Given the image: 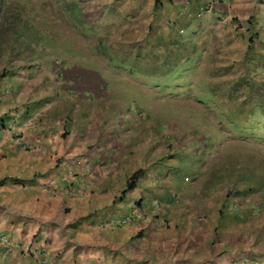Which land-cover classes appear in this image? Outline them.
<instances>
[{
	"label": "rangeland",
	"instance_id": "374dc122",
	"mask_svg": "<svg viewBox=\"0 0 264 264\" xmlns=\"http://www.w3.org/2000/svg\"><path fill=\"white\" fill-rule=\"evenodd\" d=\"M135 1L0 0V76L69 59L97 69L103 90L86 104L107 129L127 125L124 164L143 171L149 229L186 237L171 241V264H264V48L259 61L212 46L196 65L183 48L172 66L141 64ZM171 68V80H121Z\"/></svg>",
	"mask_w": 264,
	"mask_h": 264
},
{
	"label": "crops",
	"instance_id": "0c3cea01",
	"mask_svg": "<svg viewBox=\"0 0 264 264\" xmlns=\"http://www.w3.org/2000/svg\"><path fill=\"white\" fill-rule=\"evenodd\" d=\"M207 1H135L141 16V64L157 66L167 56L166 67L170 66L183 48L196 65L208 57L212 46L224 60L227 50L233 51V60L263 58L258 52L264 47L257 48L263 42L255 34H264V0L218 1L204 14L201 7ZM222 15L229 17L227 25L222 24ZM138 71L121 80L141 82L146 75L159 82L172 78V68ZM101 78L97 69L72 59L56 67L27 65L0 76V239L5 236L9 242L0 243V264H171V241L186 244L185 236L170 240L166 232L149 229L142 237L138 226L106 223L127 214L135 200L141 205L143 185L140 178L123 194L136 171L124 164L128 155L122 131L127 125L115 122L120 128L111 123L107 129L86 104L103 90L97 89ZM121 94L125 97L124 91ZM79 155L96 176L90 181L75 171V181L84 189L81 194L45 186L73 179L75 173L60 163L64 156ZM162 251L168 252L165 260L159 255Z\"/></svg>",
	"mask_w": 264,
	"mask_h": 264
},
{
	"label": "built area",
	"instance_id": "2783aa9c",
	"mask_svg": "<svg viewBox=\"0 0 264 264\" xmlns=\"http://www.w3.org/2000/svg\"><path fill=\"white\" fill-rule=\"evenodd\" d=\"M220 0H208L207 2H205V4L202 6V10L203 11H210L212 10L214 3L218 2ZM225 3H229L231 0H223ZM223 16V21L227 22L228 21V16L227 15H222ZM60 166H62L64 169L66 170H70L75 166H78V168L82 167V160L81 159H75V160H70L68 158H64L61 163ZM82 171H88L87 167H82ZM73 171H71L72 173ZM56 184V181H51L48 185L47 188L49 187H54ZM57 188H61L62 190L68 191L70 194L72 195H78L81 194L83 192V187L80 185H74L72 184V186H69L68 184L61 182L58 185H56ZM138 210L136 208L133 209L132 213L130 215H127L125 217L122 218H115L111 221V224L113 226H120V225H132L135 222H137L138 220H140L141 225L142 224H146L148 222V218L146 216H142L138 215ZM141 216V217H140ZM137 220V221H136ZM9 243L8 239L3 236L0 239V243ZM53 264H58L57 262H54ZM60 264V263H59Z\"/></svg>",
	"mask_w": 264,
	"mask_h": 264
},
{
	"label": "clouds",
	"instance_id": "9594fccd",
	"mask_svg": "<svg viewBox=\"0 0 264 264\" xmlns=\"http://www.w3.org/2000/svg\"><path fill=\"white\" fill-rule=\"evenodd\" d=\"M220 1H222V2H224L223 0H220ZM219 1V2H220ZM217 3V2H216ZM225 3V2H224ZM230 3V2H229ZM213 8H214V6H213ZM212 8V9H213ZM201 10H202V7H201ZM210 11H212V10H210ZM202 12L205 14V13H207L208 11H203L202 10ZM223 19V17L221 16V21H223L222 20ZM230 21V19H229V17H228V21H227V23ZM224 22V21H223ZM226 23V22H225ZM60 124V123H59ZM64 158H68V159H70V160H75V159H81L82 160V167H87L88 168V171L86 172V171H82V167H80V168H78V166H75V167H73L72 169H70V170H68V172H70V174H74L75 173V175H73L72 177H73V179H70V180H68V183H67V180H65V181H62V182H64V183H66V184H68L69 186H72V184H74V185H80V183L78 182V180H76L75 181V176H77L76 175V170L77 169H79L80 170V172L83 174V176H82V178H88V180H92V179H94L96 176H95V173L93 172V169H92V167H91V165H90V163L85 159V157H83V156H75V157H73V158H69V157H63V159ZM62 159V160H63ZM105 164V163H104ZM103 164V165H104ZM102 165V166H103ZM71 171H73L72 173H71ZM135 173V172H134ZM141 178V177H140ZM139 178V179H140ZM129 180V179H128ZM138 180V179H137ZM75 181V182H74ZM137 182V181H136ZM49 184V183H48ZM48 184H46L45 186L47 187V185ZM59 184V182L58 181H56V184H55V186L54 187H50L51 189H58L57 187H56V185H58ZM80 186H82V185H80ZM127 186H128V184H127ZM135 187V186H134ZM126 189H127V187H126ZM125 189V190H126ZM124 190V191H125ZM132 190V189H131ZM63 191H65V190H63ZM123 191V192H124ZM128 191V190H127ZM126 191V192H127ZM65 192H67V193H69L68 191H65ZM70 194V193H69ZM70 195H72V194H70ZM141 205H142V202H141ZM141 205L139 204V201H137V200H135L133 203H132V205H131V208L128 210L129 212L127 213V214H125V215H119V216H115L114 218H112L111 220H109V221H107L106 223L108 224V225H110V226H113L112 224H111V221L113 220V219H115V218H122V217H125V216H127V215H130L131 213H132V211H133V209L134 208H136L137 210H138V215H141L142 214V216L144 215V216H146L147 218H148V222L146 223V224H142L141 225V223H140V220H136L137 222H135L134 224H132V225H120V226H113V227H123V226H125V227H131V226H138V227H140V229H141V231H143V230H149V227H148V225H149V223H150V221H151V218H150V216L144 211V209H143V205H142V207H141ZM141 217V216H140Z\"/></svg>",
	"mask_w": 264,
	"mask_h": 264
},
{
	"label": "trees",
	"instance_id": "16d2710c",
	"mask_svg": "<svg viewBox=\"0 0 264 264\" xmlns=\"http://www.w3.org/2000/svg\"><path fill=\"white\" fill-rule=\"evenodd\" d=\"M0 11H1V8H0ZM142 175H143V171H142V170L136 171V172L130 177V179H129V181H128L127 189L123 192V194L126 193L127 190L129 191V190L133 189L134 186H135V183H136L137 179H139L140 177H142Z\"/></svg>",
	"mask_w": 264,
	"mask_h": 264
}]
</instances>
